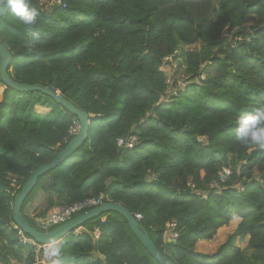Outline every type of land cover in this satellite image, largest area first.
<instances>
[{"label": "trees", "instance_id": "16d2710c", "mask_svg": "<svg viewBox=\"0 0 264 264\" xmlns=\"http://www.w3.org/2000/svg\"><path fill=\"white\" fill-rule=\"evenodd\" d=\"M30 6L40 12L31 31L9 10L0 18V42L12 55L8 74L59 92L92 118L84 144L27 196L24 219L40 231L37 220L55 208L101 193L140 215L138 223L173 264H264V151L239 144L232 132L238 116L264 104V0ZM229 38L239 39L235 47ZM166 58L168 66L179 61L175 73L182 70L170 83L161 70ZM1 88L0 264H36L35 248L18 239L14 197L65 148L78 121L46 95L0 81ZM126 138L135 145L118 147ZM39 193L46 207L29 217L26 208ZM173 220L178 239L163 246L164 226ZM234 220L236 230L218 249L196 250ZM246 239L252 259L236 246ZM60 240L61 264H159L115 212Z\"/></svg>", "mask_w": 264, "mask_h": 264}, {"label": "water", "instance_id": "95a60500", "mask_svg": "<svg viewBox=\"0 0 264 264\" xmlns=\"http://www.w3.org/2000/svg\"><path fill=\"white\" fill-rule=\"evenodd\" d=\"M7 7L0 8V18L8 12ZM12 61L9 49L0 42V81L11 90L21 93L38 92L50 97L56 104L75 116L78 121L77 134L67 143L65 148L48 164H43L35 169L21 188V191L14 197L13 222L16 228L25 236L32 239L38 245H47L51 239H58L67 236L71 232L78 231L89 220L98 217L106 212H115L121 215L127 222L129 229L148 254L159 264H173L165 255L156 248L146 230L138 223L133 215L122 205L106 202L102 205L88 210L69 222L48 232H40L33 228L22 216L21 208L27 196L32 192L38 180L51 170L59 166L65 159L75 153L87 140L90 117L85 111L75 107L70 101L61 96L59 92L40 84H24L16 82L9 74L8 68Z\"/></svg>", "mask_w": 264, "mask_h": 264}, {"label": "clouds", "instance_id": "9594fccd", "mask_svg": "<svg viewBox=\"0 0 264 264\" xmlns=\"http://www.w3.org/2000/svg\"><path fill=\"white\" fill-rule=\"evenodd\" d=\"M7 7L11 15L25 30L31 31L38 23L40 12L30 6V0H0V8ZM32 39L39 42V31L31 32ZM233 138L239 144L252 150L264 151V104L253 107L236 119L232 129ZM62 241L51 239L44 249V257L50 264H61Z\"/></svg>", "mask_w": 264, "mask_h": 264}, {"label": "built area", "instance_id": "2783aa9c", "mask_svg": "<svg viewBox=\"0 0 264 264\" xmlns=\"http://www.w3.org/2000/svg\"><path fill=\"white\" fill-rule=\"evenodd\" d=\"M57 3H59V1ZM226 37L228 36L226 35ZM238 40H239L238 38H229L231 47H235L236 42ZM171 61H172L171 58L164 59L161 70L166 71V68L168 67V63ZM182 78H185V77L182 76ZM167 83H170L169 79L167 80ZM179 86L184 87V84L182 82H179ZM77 130H78V126L76 125L74 128L70 130V135L75 136L77 134ZM135 143H136L135 138H126V139H121L117 141L118 147H126V148H132L135 145ZM224 173L228 174L229 172L224 171ZM106 202H107L106 197L100 193L95 198H88V199H85L79 202L72 203L70 205L57 207L53 211H51L45 218L37 220V223L40 228V232H48L53 228H57L69 222L70 220H72L75 215L82 214ZM134 218L137 221L142 219L140 215H135ZM177 227H178L177 222L174 220L169 221L165 224L163 234H162L163 246L176 242V240L178 239ZM96 236H98V234H96ZM18 239L21 244L29 245L35 248V254H36L35 263L36 264H50V261L46 260L44 257V249L47 247V245L36 244L32 239H30L29 237L27 238V236H25L19 230H18Z\"/></svg>", "mask_w": 264, "mask_h": 264}, {"label": "rangeland", "instance_id": "374dc122", "mask_svg": "<svg viewBox=\"0 0 264 264\" xmlns=\"http://www.w3.org/2000/svg\"><path fill=\"white\" fill-rule=\"evenodd\" d=\"M194 49H197L194 48ZM178 60L173 62L170 66L166 68V73L169 80L172 82L174 78H179L182 73V70H177L176 73L174 71L176 64H178ZM2 92V88L0 89V95ZM42 111V110H39ZM46 207L45 196L42 193H39L33 200L28 204L26 208V214L29 217L37 216L41 212L44 211ZM239 224V220H234L229 223L226 227L219 229L216 233V237L212 241H200L196 245V250L200 253H212L216 249H218L221 245H223L229 236H231L236 230ZM236 246L243 250L250 259H252V251L247 249V239L244 242H240L239 240L236 242Z\"/></svg>", "mask_w": 264, "mask_h": 264}]
</instances>
